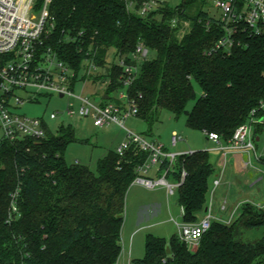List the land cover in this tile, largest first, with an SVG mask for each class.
Returning a JSON list of instances; mask_svg holds the SVG:
<instances>
[{
  "label": "trees",
  "instance_id": "1",
  "mask_svg": "<svg viewBox=\"0 0 264 264\" xmlns=\"http://www.w3.org/2000/svg\"><path fill=\"white\" fill-rule=\"evenodd\" d=\"M44 1L36 0L35 8ZM204 4L184 0L174 9L163 3L141 15L129 10L124 0H52L54 22L45 45L74 69L73 85L89 58L106 72H86L83 79L110 78L105 90L109 100L120 103L111 95L125 90L147 124L159 108H166L175 117L186 114L190 128L207 137L215 132L228 143L253 110L256 117L264 116V33L241 29L231 51L216 49L224 29ZM176 16L189 22L183 34L171 24ZM140 41L154 55L139 63L125 87L121 79L127 74L117 59L125 56L136 64L129 56ZM190 101L194 106L188 110ZM75 140L72 126L64 124L57 134L48 130L41 138L1 139L0 264L117 263L128 191L149 153L135 144L122 155L111 150L93 171L66 161L65 150ZM169 164L165 161L161 169ZM183 170L177 201L184 208L183 220L196 222L207 205L215 170L210 152L180 154L169 175L180 180ZM261 226L264 207L246 202L232 224L214 221L195 250L177 234L170 240L148 234L145 256L131 264H264V236L257 243L239 238L243 228Z\"/></svg>",
  "mask_w": 264,
  "mask_h": 264
},
{
  "label": "built area",
  "instance_id": "2",
  "mask_svg": "<svg viewBox=\"0 0 264 264\" xmlns=\"http://www.w3.org/2000/svg\"><path fill=\"white\" fill-rule=\"evenodd\" d=\"M52 0H45L41 8H35L36 0H0V127L3 135L1 139L21 140L26 137L41 138L49 130L42 117H29L18 112L17 108L26 101H35L41 94H57L59 96H75L73 92V78L76 76L74 69L59 57L58 52L45 45V40L51 33L54 18L50 14ZM127 8L145 15L156 10L163 3L159 0H124ZM215 7L219 15H209L218 19L224 29L222 36L216 43V49L231 51L237 43V34L241 29L253 33H264V0H215ZM173 27H178L183 34L189 27V22L179 17L171 20ZM74 39V38H71ZM150 50L144 42L140 41L129 59L136 64H129L127 57L119 56L117 64L124 68L127 76L122 78L125 87L128 86L134 75L138 72L140 62L148 59ZM87 73L95 75L105 73L91 60L86 59ZM104 88L108 87L111 79L98 81ZM21 92L24 94L22 95ZM80 101L78 110L73 103L67 108L68 115L88 116L94 119V124L103 126L108 123H117L125 126V120L129 116H137L138 106L134 100H129L125 90L120 92V103L106 99L107 101L94 102L89 96H76ZM57 113H51L52 119L57 118ZM259 123L255 116V110L247 122L240 125L230 139L229 149L250 150L255 149L253 140V128ZM208 137L219 142V136L215 132ZM184 138L178 132L172 134V144L176 145ZM132 144L149 153L147 161L137 169L138 176L133 183L142 184L148 188L166 186L168 193L174 195L184 181L186 172L182 171L180 180L170 183L167 180L169 172L175 167L180 154L170 153L161 143L149 141L141 133L131 130L127 132V140L120 145L117 151L122 155ZM168 161L169 167L164 169L165 175L157 179L144 176L153 167H158L161 173V165ZM219 184V180L216 181ZM259 207H264L254 203ZM17 207H13L16 211ZM184 216V208H181ZM215 218L210 207L206 214L196 222L175 221L179 239L190 250H195L203 235L212 227Z\"/></svg>",
  "mask_w": 264,
  "mask_h": 264
},
{
  "label": "rangeland",
  "instance_id": "3",
  "mask_svg": "<svg viewBox=\"0 0 264 264\" xmlns=\"http://www.w3.org/2000/svg\"><path fill=\"white\" fill-rule=\"evenodd\" d=\"M160 2L177 9L184 0H159ZM204 9L211 14L219 15L215 7V0H205ZM154 51H150V56ZM112 57V56H111ZM87 65H83L78 73V79L75 82L73 92L75 96H59L57 94H41L35 101H26L17 108L18 112L26 114L29 117H42L46 121L49 130L57 134L62 124L71 125L75 131L76 140L71 142L65 150V158L68 163L80 162L88 165L93 171H97V163L100 158L111 150H117L127 140L128 130L141 133L149 141L162 143L166 149L172 152H187L191 150H209L210 154L216 155V149L226 146L221 141L217 143L204 134L202 130L190 128L187 124V115L182 114L175 117L168 109L159 108L156 112V118L151 124H147L138 116H129L125 120V126L117 123H108L103 126L94 124V119L88 116L68 115L67 108L73 103L74 109L78 110L80 101L76 96H89L94 102H102L105 95V88L99 82L83 79L86 74ZM195 88L200 93V87L197 83ZM23 95L24 93L21 92ZM120 92H113L112 97H119ZM194 101H190L187 109L191 110ZM51 113H57L55 119L50 117ZM146 124H145V123ZM259 131V140L257 141V156L264 158V125ZM255 129V125H254ZM177 130L184 138L182 143L173 146L171 142L172 132ZM3 132L0 127V138ZM255 162L257 157L253 155ZM158 167H153L148 174L144 176L157 179L165 175L163 170L156 174ZM167 180L175 183L173 176L169 175ZM258 188L263 192L264 180ZM254 193L249 190L239 194H233L235 199L241 197H252ZM264 198V193H261ZM241 206V204L239 205ZM217 212V209H216ZM219 213V211H218ZM174 219L182 222L180 205L177 201V193L170 195L166 186H158L154 189L148 188L139 183H133L127 195L125 219L121 231V243L129 249L132 244V256L142 258L146 252V237L148 234H154L170 240L177 233L178 228ZM136 230V232H134ZM264 236V227L243 228L239 238L244 242L257 243ZM198 247V246H197ZM197 249V248H196ZM129 264L127 253L122 255L120 262Z\"/></svg>",
  "mask_w": 264,
  "mask_h": 264
},
{
  "label": "crops",
  "instance_id": "4",
  "mask_svg": "<svg viewBox=\"0 0 264 264\" xmlns=\"http://www.w3.org/2000/svg\"><path fill=\"white\" fill-rule=\"evenodd\" d=\"M258 118H259V123L255 124V129L253 128V133H252L255 149H250V150L229 149V143H226V146H222L216 149L217 152L216 155H214V157L213 155L210 154L211 161L215 166V170L209 180L207 205L205 209L198 214V220L201 219L206 214L207 209L210 207L211 212L216 219L224 221L225 224L230 225L239 217L242 211V205L244 203L252 202L264 206V198L263 196L261 197L262 195L261 193H264V188H263V192L262 190H260L261 188H258L260 183L264 180V158H259L257 156V147H258L257 141L260 139L259 131L263 129L262 126L264 125V116ZM175 131L178 132L177 130H173V132ZM183 141L179 143H182ZM217 143H221V140ZM167 151L170 153L184 154L195 150L182 152V153L172 152L169 149H167ZM253 155L257 157L256 162L253 158ZM157 173L160 176V172L158 171V168L156 170V174ZM173 178L175 179L174 176ZM217 180H219V184H216ZM247 190L254 193L252 197L249 198L241 197V199L237 198L235 200L232 197L233 194L240 195L241 193ZM240 204L241 206H239ZM181 208L182 207L180 206V212H181ZM174 220L178 221L177 219ZM134 232H136V230ZM128 247L129 249L126 246L122 245V253L116 264H125L122 261L120 262V260L122 255L123 254L125 255L126 253L128 255L129 264H131L132 259H134V257L132 256V248H131L132 244H129Z\"/></svg>",
  "mask_w": 264,
  "mask_h": 264
},
{
  "label": "water",
  "instance_id": "5",
  "mask_svg": "<svg viewBox=\"0 0 264 264\" xmlns=\"http://www.w3.org/2000/svg\"><path fill=\"white\" fill-rule=\"evenodd\" d=\"M61 97H62V95H61ZM105 99H109V96H108V95H105ZM167 252H168V253H170V252H171V249H170V247H167Z\"/></svg>",
  "mask_w": 264,
  "mask_h": 264
}]
</instances>
